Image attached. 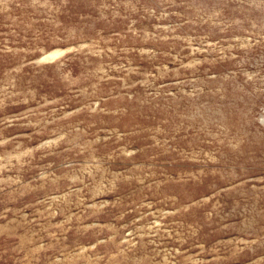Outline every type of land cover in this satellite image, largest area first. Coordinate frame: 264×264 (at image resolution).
Wrapping results in <instances>:
<instances>
[{
  "label": "rangeland",
  "instance_id": "rangeland-1",
  "mask_svg": "<svg viewBox=\"0 0 264 264\" xmlns=\"http://www.w3.org/2000/svg\"><path fill=\"white\" fill-rule=\"evenodd\" d=\"M0 264H264V0H0Z\"/></svg>",
  "mask_w": 264,
  "mask_h": 264
}]
</instances>
